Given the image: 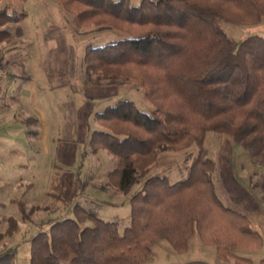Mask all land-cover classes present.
<instances>
[{"label":"trees","instance_id":"16d2710c","mask_svg":"<svg viewBox=\"0 0 264 264\" xmlns=\"http://www.w3.org/2000/svg\"><path fill=\"white\" fill-rule=\"evenodd\" d=\"M59 2L77 27L93 23L122 33L103 44L85 45L89 82L135 80L151 109H141L130 98L116 99L95 112L99 128L88 141L93 152L105 149L114 158L106 179L115 191L129 193L140 183L129 196V224L120 230L117 220L103 219L94 207L76 200L74 217H49L42 221L48 228L29 238L28 264H143L156 239L182 252L195 233L219 256L252 264L235 250L259 249L264 238L245 214L219 196L216 163L203 143L208 131L227 132L252 162L264 163V35L237 40L220 25L264 24V0ZM25 14L0 9V42L18 36ZM192 145L197 150L185 158L184 176L171 181L166 173H151L160 151ZM14 201L23 220L38 207ZM4 219L0 241L18 228L16 217ZM15 250H1L0 264H15Z\"/></svg>","mask_w":264,"mask_h":264},{"label":"crops","instance_id":"0c3cea01","mask_svg":"<svg viewBox=\"0 0 264 264\" xmlns=\"http://www.w3.org/2000/svg\"><path fill=\"white\" fill-rule=\"evenodd\" d=\"M43 12L33 15L29 11L18 22L21 31L9 41L15 42L13 47L2 49L8 41L0 42V66L7 70V75L0 79V181L15 179L16 183L24 180L31 184L28 180L36 179L39 170L44 171L49 163L52 166L45 173L50 188L46 192L60 193L67 202L77 197L94 200L96 193L108 194V190L112 194L118 192L104 182L91 184L98 177L94 161L102 159L100 155L105 154V149L93 152L88 142L92 131L99 128L95 112L120 98L118 87L116 83L89 82L83 56L78 63L63 29L54 23L42 25L33 21L36 13ZM42 17L49 19L47 15ZM13 32L15 35V29ZM235 144L230 133L214 131L206 133L203 143L207 154L215 159L213 178L219 196L226 205L245 214L264 238V202L261 205L252 197L234 195L231 189L236 185L234 166L239 165L242 173L247 171L243 163L233 161ZM192 148L163 150L155 171L172 170ZM106 154L104 157L109 160L111 154ZM48 157L51 162L46 160ZM12 188H16L15 183ZM191 238L186 251L171 253L172 261L165 260L163 264H238L231 257L219 256L213 246L200 239L193 242V251H189ZM261 250L264 243L256 250L235 252L250 258L252 264H260L264 254L253 259L249 252ZM147 259L143 264H148Z\"/></svg>","mask_w":264,"mask_h":264},{"label":"rangeland","instance_id":"374dc122","mask_svg":"<svg viewBox=\"0 0 264 264\" xmlns=\"http://www.w3.org/2000/svg\"><path fill=\"white\" fill-rule=\"evenodd\" d=\"M130 1L133 3L139 2V0ZM0 9H7L9 11L21 14L23 11L26 13L30 11V13L33 15L36 11H44L42 14L47 15V18H49L48 21L44 20L45 16L42 17L41 13H36V19H34L33 21L38 22V24L42 25L54 23L55 25L59 26V28L63 29L66 35V41L68 40V43L71 45L74 56L76 57L78 63L84 54L85 45L87 43L103 44L110 39L117 38L122 35V33L118 30L102 25H96L93 23L77 27L74 23L73 15L65 11L61 7L59 0H0ZM30 17L31 15H28V18ZM28 18H26V20ZM30 19L28 20V23L31 22ZM7 25H10L12 31L14 30L13 23L10 22ZM220 25L229 36L237 40H240L243 36L250 33H259L261 35H264V24L262 23L234 25L228 22L221 21ZM16 42L18 43L17 38ZM14 43L15 42L8 41V43L2 44V49H9L10 47H13V45H15ZM22 54L24 55V53ZM116 86L118 87L119 97L133 99L135 103L143 110L148 111L151 109L150 103L144 96L143 91L141 90L140 85L137 81L132 79L119 80L116 83ZM190 147H193L192 151L189 152V150H187L185 157H191V155H194L196 153V146L192 145ZM104 151V155H108L106 154L108 152L106 150ZM162 151H160L157 160L151 166V173H157L155 171V168ZM223 154H225V152H223ZM104 155H100L102 159H100L99 161H94L95 173L98 174V177L94 179L91 184L95 183L99 185L104 182L103 185L112 187L111 185L107 184L105 171L113 168L115 160L114 158H111V156L110 158H108L109 160H106ZM217 156H219L218 161L220 162V155ZM46 160L48 162L52 161V159L49 157ZM233 161L234 163H243L247 170L242 173L239 169V165L234 166L236 185L232 186L231 188L234 192V195L240 194L239 196H244L246 198L247 196L252 197L256 202H259L262 205V202H264V163L252 162L247 150L238 142H236L233 149ZM95 162H98V164ZM186 163H188V161H185V159L180 160L176 163L178 165L173 166L172 170L166 169L165 171L163 170L160 173L164 172L168 174L170 180L174 181L185 173ZM47 165L48 167L52 166L49 163ZM48 167H44V171L39 170V174L36 179L28 180L29 182H32L31 184H26L27 181L24 180H19L16 183L15 179L0 181V184L3 185L0 190V204H5L4 207L0 205V232H2L7 226V221L4 219V217L12 215L18 219L17 230L11 236H5L1 239L0 251L5 249L6 247L15 246V264H28L30 243L28 237L32 236L38 230H45L48 228L49 224L42 223L43 220L49 217L58 216L74 217L75 211L73 210L72 203L76 200L85 207H94L96 213L103 219L117 220L120 230H122L124 226L129 224V196L140 188V183H135L129 190V193L115 192L112 194V192L110 193L108 190V194H104L101 192L96 193L97 197H93L95 198L94 200H89L85 197H77V199L75 198V200H69L71 203L66 205V197L61 195L63 199H59L56 196L46 192V190L50 188L48 174L45 173L48 170ZM13 183H15V189L12 188ZM86 183L89 184L90 181L86 179ZM81 189L83 190V188ZM14 200L24 201L26 203V208H30V206L34 204H37L38 207L34 212L29 214V220H23L21 218V213L19 211L18 205ZM26 201L34 203L28 205ZM262 208H264V206H262ZM85 223L90 224L91 222L89 220H86ZM190 238L191 241L189 251H193V242L195 240L199 241L198 239H200V237L195 233L190 236ZM154 242L152 244L151 251L147 256L148 264H163L165 260L166 262H171L172 260L170 259V254L179 252L176 251L173 246L164 238L156 239ZM164 245H166V247H164ZM249 253H251V257L253 259H256L257 257L264 254V250H261V252Z\"/></svg>","mask_w":264,"mask_h":264},{"label":"built area","instance_id":"2783aa9c","mask_svg":"<svg viewBox=\"0 0 264 264\" xmlns=\"http://www.w3.org/2000/svg\"><path fill=\"white\" fill-rule=\"evenodd\" d=\"M7 75V70L0 66V79Z\"/></svg>","mask_w":264,"mask_h":264}]
</instances>
